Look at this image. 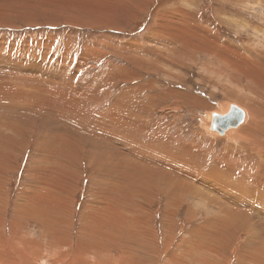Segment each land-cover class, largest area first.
Returning <instances> with one entry per match:
<instances>
[{"label":"rangeland","instance_id":"1","mask_svg":"<svg viewBox=\"0 0 264 264\" xmlns=\"http://www.w3.org/2000/svg\"><path fill=\"white\" fill-rule=\"evenodd\" d=\"M5 1L0 0V7H4L3 9H5ZM19 1L21 2V0ZM86 1L95 4V6L86 8V4L82 0H76L77 3L74 0H53L59 5L63 2L60 8L52 0L50 3L48 0H35L29 3L30 7L28 2H25L27 7L21 6L20 8L18 7L19 9L6 6L4 11L7 10L8 12L9 8L13 9L8 12L11 14H8L9 16L4 11L3 15L0 14L2 16H0V60H2L1 63L3 62V65L0 63V73H2L1 70L4 72L2 75L7 73L5 74L6 76L14 73L13 70H17V73H22L18 78L10 77V80L13 79L10 83L19 89H27V87L28 89L41 88L44 89L43 92H46L47 89H66L67 91V89L71 88L68 92L69 98H75L78 95H80L81 99H86L87 97L85 100L87 103L81 106L78 105L76 100H70L76 116L78 113L77 118L84 119L82 122L85 124L96 122L95 124L101 128L107 129L106 126L111 125L113 127L116 122L131 121V127L127 131L122 128L124 130L121 129L118 133L122 131L124 137L128 135V140L134 141L133 143L136 147L138 146L135 142L138 145H142L139 147H143V145H145L143 148L149 147L147 150L151 151V153L154 152L156 156L152 154L156 158L165 157L168 159L163 151L160 152L159 150L160 154L154 147L153 150L150 147L153 143L158 145L160 136L157 130H160L161 127L165 139L171 138L170 140L174 142L172 144L174 151H178L180 146L183 147L180 148L181 151L180 149L178 151V157H181L182 154V159L186 160L183 162L185 165H181V167H184L183 170L187 167L186 164L189 165L188 169L192 168L195 170L197 164L198 170L196 169V171L198 175L210 172L209 175L213 180L210 178L207 181H202L196 177L199 181L194 183L195 186H199L200 181L210 184L212 190H209L211 191L210 193L215 198H218L219 201L224 199L217 191V188L220 193L225 190H221L220 185L216 182L217 177L229 171L231 166H235L232 169V175L235 174V171L238 172L237 175L239 177L244 175L243 179L245 182L250 183H246L247 188L252 191L255 190L257 186H255V189L251 186V178H256L264 172V166L260 163V161L263 162L262 156L259 155L258 151L260 148H264V0ZM9 4L11 3L7 2V5ZM50 4L57 6L53 5L51 7ZM74 4L77 9L72 6ZM79 5H81L80 8L85 7V9H78ZM12 11L13 13H11ZM109 24L114 26H109ZM186 30L190 31V33L188 32V38ZM183 36H186L185 40ZM5 53H9V56ZM11 56L14 58H8ZM3 59L5 60L3 61ZM7 62L12 64L8 63L7 66L4 64ZM9 67L13 69L11 70ZM26 68L31 70V73ZM33 70L35 71L32 72ZM24 75L29 80L26 77L25 79L27 80H24ZM1 77L0 82H3V84H0V88L5 86L4 83H6L7 79ZM69 80H73V83ZM123 93L128 95L129 98L127 99L130 102L124 104L119 102V97L124 95ZM136 101L137 103H135ZM231 103L237 104L247 112L245 127L242 125L236 131L237 141L230 140L231 138L227 139L228 137L208 135L205 131L206 127L202 126L203 118L205 116L209 117L210 113L219 112L222 107ZM126 110L128 111L126 112ZM80 112L82 115H79ZM96 112L99 114H96ZM113 113L114 118L112 119L111 115ZM139 117L141 120L138 119ZM72 119L73 117L70 116V120ZM139 121H142L141 125ZM207 121L209 122L208 119ZM145 122L148 123L147 126H144L146 125ZM252 124L253 127L250 128ZM29 125L30 127L32 126L30 123H19V126L24 130L30 128ZM86 126L89 127L88 125ZM142 126L146 129L144 132H142ZM148 128H151L152 133L147 130ZM88 129L91 130V128ZM138 132L140 133L139 136H137ZM129 133L131 134L129 135ZM74 136L78 137L79 134L74 133ZM136 136L139 137V140H137ZM146 136L148 137L147 139ZM32 137L33 139H30L28 146L30 149H22L18 154L20 156L14 159L11 162L12 164L8 165L9 171L6 175V182L9 184L5 182L7 203L0 198V201L3 202L1 204L3 208L1 216L5 219L2 220L0 218V223L4 222V224H0V232L9 239L16 234H23L29 236H26L27 239L35 240L36 238L39 242L43 240L47 228L41 225L38 220L21 217L15 211L18 203H20L22 191L24 192L25 188L30 185L37 184L36 178L31 177L30 172L33 171V158H36V154H38L35 146L37 143L35 140L38 139V136L34 135ZM133 137L134 140H132ZM221 138L223 140H219ZM79 139L81 140V135ZM175 139L176 141H174ZM251 139L254 141H250ZM140 140L142 143H140ZM190 145L192 147H189ZM255 146L257 149L254 148ZM157 147L160 148L159 146ZM229 147L231 148L229 149ZM230 156L232 157L230 158ZM229 158L231 162H229ZM219 159H222L223 162ZM222 163L224 164L222 165ZM83 166L81 168L82 175L77 184L76 195H73L74 203L72 208L74 209L75 222L77 223L73 234L75 236H77V225L81 217L86 214L84 213L86 207L96 197V195H93V179L98 174H94L93 168L88 165ZM257 167L259 168L257 169ZM207 169L209 170L207 171ZM251 172H254V174L251 175ZM211 175H215V177ZM187 184L189 187L194 186L189 179ZM198 192H200L199 189L190 190L187 194L182 195L183 198L181 195L179 196L180 209H174L176 212L178 211L175 221H171L170 215H167V213L172 214L175 212L173 210L174 202L168 200L169 198L165 196L166 194L159 195V200H157L156 206L154 205L153 208L155 211H153V228H156L157 231L155 230V233L159 237L160 242L168 241L173 237L175 239L174 249L177 245L182 246V241H187L192 237L197 248H199L197 253L198 260L201 257H206L210 259L209 264H215L216 260V264H242L246 255L254 250H252L250 245V235L242 232L241 228L242 225L250 223H245L240 218L242 222L238 221V223L232 224L230 229H234L240 224L239 228H241V231L239 229V232L235 233L234 236H240L242 233L241 239L236 242V246L228 247L227 253L224 254L220 250L221 254L219 257L213 259L210 256H213V254L208 250L206 251V246L208 245L207 247L209 248L216 247L211 235L219 230L220 225L216 223L215 229L211 228L209 230V227H211L210 221L213 219L209 215L211 211H208L205 205L214 206V203L208 197L203 198L197 195L199 194ZM171 210L173 212L169 213ZM252 213L256 216L259 215L256 210H253ZM13 220L15 221L14 225H12ZM28 220L29 222H27ZM255 220H257L256 223L261 220L264 221L263 217ZM21 222H26L27 225H21ZM201 228L203 229L201 230ZM206 228L208 229L206 230ZM211 231L214 232L211 233ZM259 231L264 238V232ZM169 235L170 237L168 238ZM49 236L50 233L48 238H45V242L50 241ZM234 236L233 239H235ZM229 238H232V236ZM207 240H210L208 241L210 244L207 243ZM75 241L74 237V243ZM200 245H203V248ZM217 245L219 246L218 243ZM204 253L205 255H203ZM199 261L197 264H203ZM53 262L50 259L46 264H53ZM59 262L63 263V261L58 260L55 264H59ZM138 262H140L139 264H147V260Z\"/></svg>","mask_w":264,"mask_h":264},{"label":"bare ground","instance_id":"2","mask_svg":"<svg viewBox=\"0 0 264 264\" xmlns=\"http://www.w3.org/2000/svg\"><path fill=\"white\" fill-rule=\"evenodd\" d=\"M32 1L35 0H21V2L19 0H6L4 6L5 9L6 6H10L13 8L16 7L17 9H19L21 6L27 7L25 5V2L26 3L28 2L29 4ZM74 1L76 2V0ZM7 2H10L11 4L7 5ZM48 2L50 3L51 0H48ZM82 2L86 4V8L90 6H95V4L88 3L87 1L85 2V0H82ZM56 4L59 5V3ZM61 4H63V2ZM53 5H51V7ZM57 5H55V7ZM81 5L78 6V9H85V7L80 8ZM28 6L30 7V4ZM72 6H75V4ZM3 8L4 7H0V10H2L0 11L1 15L4 14L3 11L5 9ZM13 8H9L8 12L11 11ZM75 8L77 9V6H75ZM4 12H6L7 15L10 14L7 12V10ZM14 12L16 13L17 11L14 10ZM11 13H13V11ZM111 25L112 24H109V26ZM188 32L190 33V31H187V38L189 34ZM183 37H184L183 39L185 40L186 36ZM185 51L187 50L185 49ZM13 55L15 56V54ZM8 58H14V57L11 56ZM4 60L5 59H3V61ZM13 60L15 61V59ZM1 61L2 60H0V63ZM8 63L11 62H7L4 64L7 65ZM1 65H3V62L1 63ZM9 68L11 70L13 69L11 67ZM28 69L27 71L31 73V70ZM80 69L82 68L80 67ZM16 71L17 70L15 71L13 70L14 73H11L8 76L5 75L7 73L2 75V73H4L2 70H1L2 73H0V76H2L4 79L7 78L6 83H4L5 86L0 88V198L4 202L7 201V194H6L7 190L5 188V182L7 181L6 175L9 171L8 165H10V163L14 161V159L20 156L18 154L22 149L28 148L30 144V139L31 138L33 139L32 136L37 135L38 139L35 140L37 142L35 146L38 151L37 152L38 154H36V158H33L32 161L33 171L31 170L32 172H30L31 177L33 176L34 178H36L37 184L30 185L29 187L25 188L24 192L22 191V195L20 197V203H18V206L16 207L15 211L17 212L16 214H19V216L21 217L38 220L41 225L47 228V230L45 231L46 234H44L43 240L40 238L42 241L39 242L38 240H36V238H35L36 241L34 239H27V237L29 236L26 235L27 236L26 237L23 234H16L11 239H9L2 232H0V264H46V262L50 259L54 261L53 264L57 263L58 260L63 261V263L59 262V264H136V263L139 264L140 262L138 261L145 262L146 260H147V264H197L199 260L203 264H209L210 263L209 258L201 257L198 260L197 253L199 252V248H197L195 244V240L192 237L187 241H182L181 243L182 246L177 245L175 247L176 249L175 248L173 249L175 239L171 236L172 237L171 239H169L168 241H163L161 243L159 237L155 233L156 228L155 229L153 228L154 227L153 208L157 200H159V195L166 194L165 196L169 198L168 200H172V202H174V206H173V210H174L176 208H179L178 199L180 195L182 196L183 194H187V192H189L190 190L192 191L197 189H199L200 191L198 192L199 194L197 195L203 198L208 197V199L214 203L213 204L214 206L205 205L208 208V211H211L209 212V215L212 216L213 219L210 221L211 227H209L210 228L209 230H211V228L215 229L216 223L220 225L219 226L220 228L218 227L219 228L218 231H215V233H212L214 231H211L213 235V236L211 235V239L212 238L214 239L216 247L209 248L207 247L208 245L207 246L205 245L207 248L206 251L208 250L211 254H213V256L212 255L210 256L213 257V259H215L219 257L221 251L222 253L225 254L227 253L226 250L228 251V247L230 248L236 246V242L241 239L240 236L242 235V233L240 234V236L238 235L234 236V234L238 233L239 229L241 231L242 228V232L250 235L251 238V240L249 239L250 245L252 246V250L254 249L253 251L251 250L252 252L246 255L245 260H243L242 264H264V238L262 237L259 231L261 230L262 232H264V228H262L264 227V221L261 220L260 222L256 223L257 220H255L257 218L260 219L261 217H263L264 219V183H263L264 172L262 173V175H259L256 178L255 177L251 178L252 179L251 186H253L254 189L255 186H257L256 189L252 191L251 189L247 188L246 183L248 182H245V180L243 179L244 175L241 176L242 177L241 178L239 177V175H237L238 172L236 171L235 174L232 175V169L235 168V166L229 167V171L220 174L219 177H217L218 179L216 180V182L220 185L221 190H225L223 193H220V191L217 188V191L225 200V201L224 200L219 201L218 198H215L210 193L212 191L210 184L208 185L207 183L202 182L204 180L207 181L211 178L209 175L210 172L208 174L200 173L201 175H198L196 171V169L198 170L197 164L196 166L194 164L195 170L192 168L188 169L189 168L188 164H186L187 167L185 168V170H183L184 167H181V165H185L183 164V162H185L186 160L182 159L183 158L182 154L181 157H178V151L180 148L183 147L180 146L178 151H174L172 149V144L174 142L170 140L171 138L165 139L164 137L165 135L162 134L161 127L160 130H157L159 131V136L161 140L160 139L158 140V145H155L153 143V145L150 147H152L151 150H153L154 147L156 150H158V152L159 150L160 152L163 151V153L166 154L168 159H166L165 157H163L165 159L163 158L160 159L158 157L156 158L154 152L152 153L155 156H153L151 151L147 150L149 149V147L147 148L145 147L146 149L143 148L145 145H143V147H139L142 145L140 144L138 145V143L135 142V144H137L138 146L136 147L133 143L134 141L131 142L128 140L127 137L128 135H126L127 137L126 139V137L123 136L122 131L118 133V131L121 130L122 128H125L127 131L131 127V121L116 122V124L113 127L111 125L106 126L107 129L101 128L99 125L95 124L96 122L95 123L93 122L92 124H85L84 122H82V120L84 119H80V117L79 119L77 118L78 113L76 116L74 108L70 104V100L71 101L76 100L78 105L81 106L82 104L87 103L85 101L87 97L86 99L82 98L84 99L83 101L85 102L82 101L80 95H78L75 98L72 97L69 98L68 92L71 88L67 89V91L66 89H47L46 92H43L44 89L41 88L28 89L27 87V89H19L16 88V86L14 87L10 83L12 82L11 80H13V79L10 80V77L18 78V76L22 74V73H17ZM34 71L35 70H33L32 72ZM41 72H43V70H41ZM40 74L42 75V73ZM25 77L26 76L24 75V78L23 77L22 78L24 80H27L28 77H26L27 79H25ZM0 84L2 85L3 82L2 83L0 82ZM31 87H32V83H31ZM123 94L124 95L119 97V102H122L123 104L130 102V100L127 99L129 98L128 95H126V93ZM100 97L102 96L100 95ZM135 103H137V101ZM226 110H227V105L222 107L220 111L222 112ZM127 111L128 110H126V112ZM81 112L79 115H82ZM96 114L99 113L96 112ZM4 115L5 117H3ZM70 116L73 117L72 120H70ZM111 116L113 119L114 113ZM140 117L138 119H140ZM207 119L209 120V117L205 116L203 118V124H202L203 127H206V124L208 122ZM142 121H143V117H142ZM142 121H139L140 125ZM22 122L30 123L32 124V126L30 127L29 125L30 128L24 130L23 128L20 127L21 125L19 126V123ZM132 123L134 124V122ZM135 124L137 125L136 122ZM145 124L146 125L144 126H147L148 123L145 122ZM86 125H88L89 127H87ZM144 126H142V132L146 130ZM252 127L253 124L252 126H250V128ZM88 128H91V130ZM150 129L148 128L147 130ZM252 130L254 131V129ZM74 133L79 134V136L81 135V140L79 139V136L78 137L74 136ZM120 134L122 135L120 136ZM130 134L131 133H129V135ZM139 134L140 133L138 132L137 136H139ZM212 134L210 135L217 137L216 136L217 134L215 135ZM235 135L236 132L234 131L231 132L226 137H228L227 139L231 138L230 140L235 141L237 139ZM147 138L148 137L146 136V139ZM132 140H134V137ZM137 140H139V137H137ZM219 140H223V138ZM174 141H176V139ZM250 141L253 142L254 140L251 139ZM116 142L118 145L117 144L115 145ZM140 143H142L141 140ZM157 146H159L160 148H158ZM256 146L258 145L256 144ZM256 146L254 148H256ZM189 147L192 146L190 145ZM230 148L231 147H229V149ZM254 148L252 149L255 150ZM190 151L192 152V150ZM258 151H259V155L262 156V160H263V162L260 161V163L261 165L263 164L264 166V148L263 149L260 148V150ZM231 157L232 156H230V158ZM229 162H231V160ZM223 164L224 163H222V165ZM83 165H88L89 167L93 168L94 174H98V176L95 175L96 177L95 179H93L94 182L93 195L94 196L96 195V197H94L93 201L91 200V203L86 207V210L84 212L86 214L83 217H81V220L77 225L78 228L76 233L77 236H75L73 234L75 233V228H76L75 224L77 223L75 222V213H74V209L72 208L74 203L73 195L74 194L76 195L77 184L82 175L81 168ZM226 165L228 166V164ZM258 168L259 167H257V169ZM208 170L209 169H207V171ZM252 174H254V172H251V175ZM211 176L215 177V175H211ZM196 177L202 180L200 181L199 186L198 185L195 186L194 182L199 181L197 180ZM188 179L191 182H193L195 187L194 186L189 187V185L187 184ZM247 181L249 180L247 179ZM2 203L3 202L0 201V218L2 220H5L3 219L4 217L2 218L1 216V212L3 210L1 205ZM173 210H171L169 213L173 212ZM253 210L258 211L259 215L256 216L255 214H253L252 213ZM177 212L175 211L172 214L167 213V215H170L171 221L172 220L175 221V218L177 217L176 216ZM240 218H242V220L245 223H250V224L242 225V227L240 226L241 228H239L240 225L239 224L234 229H230L232 224L238 223V221L242 222ZM14 220L12 225L15 224ZM27 222H29V220ZM0 224H4V222ZM21 225L26 226L27 223L21 222ZM202 229L203 228H201V230ZM207 229L208 228H206V230ZM19 232L22 233L21 230H19ZM49 233H50L49 236L50 241L45 242V238H48ZM230 236H232V238H229ZM233 236L235 237V239H233ZM74 237L76 239L75 243H74ZM169 237L170 235L168 236V238ZM208 241L210 240H207V243ZM211 243L213 244V242ZM217 243L219 244V246L217 245ZM248 245L249 244L247 243V246ZM161 247L163 248L161 249ZM203 255H205V253ZM216 261L215 264L217 263Z\"/></svg>","mask_w":264,"mask_h":264},{"label":"water","instance_id":"3","mask_svg":"<svg viewBox=\"0 0 264 264\" xmlns=\"http://www.w3.org/2000/svg\"><path fill=\"white\" fill-rule=\"evenodd\" d=\"M247 122V112L240 106L231 103L226 111H217L209 114V122L205 131L207 134H217L226 137L231 132H236Z\"/></svg>","mask_w":264,"mask_h":264}]
</instances>
